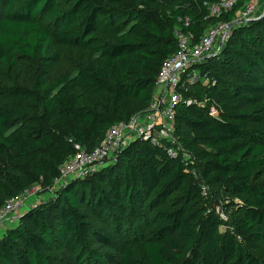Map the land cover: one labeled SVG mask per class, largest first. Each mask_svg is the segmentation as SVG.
<instances>
[{
	"label": "trees",
	"instance_id": "16d2710c",
	"mask_svg": "<svg viewBox=\"0 0 264 264\" xmlns=\"http://www.w3.org/2000/svg\"><path fill=\"white\" fill-rule=\"evenodd\" d=\"M216 1L0 0V64L41 55L45 69L0 92V208L35 187L53 190L75 144L93 149L138 112L135 99L145 108L178 51L176 29L197 41L234 17L238 8L210 17L207 3ZM61 46L85 54L75 76L51 79ZM199 68L216 84L191 92L219 116L199 104L176 107L175 135L193 162L132 142L117 163L29 207L0 237V264H53L52 249L75 264H264V185L256 180L264 173V14Z\"/></svg>",
	"mask_w": 264,
	"mask_h": 264
},
{
	"label": "built area",
	"instance_id": "2783aa9c",
	"mask_svg": "<svg viewBox=\"0 0 264 264\" xmlns=\"http://www.w3.org/2000/svg\"><path fill=\"white\" fill-rule=\"evenodd\" d=\"M207 6L212 18L238 9L232 20L211 25L197 41L193 33L176 29L178 51L162 64L149 104L129 120L113 124L93 149L75 144L76 151L63 165L61 178L57 180V184H60L58 190L70 180L93 176L117 163L122 150L136 140L166 146L172 155H181L193 162L192 156L175 135L176 107L181 102L199 104L208 108L211 116H219L216 107L207 105V98L200 99L203 97L191 92L192 87L200 83L203 86L216 84V80L203 73L199 66L220 55L236 28L264 14V0H217L207 3ZM39 188L35 187L7 201L0 208V225Z\"/></svg>",
	"mask_w": 264,
	"mask_h": 264
},
{
	"label": "rangeland",
	"instance_id": "374dc122",
	"mask_svg": "<svg viewBox=\"0 0 264 264\" xmlns=\"http://www.w3.org/2000/svg\"><path fill=\"white\" fill-rule=\"evenodd\" d=\"M60 4L70 7V0H58ZM4 6L0 3V19L3 17ZM126 17L118 16L115 18L116 24H120L125 21ZM45 21H49L50 17L44 16ZM110 21H105L104 23H108ZM111 25V24H110ZM114 40V37L111 39ZM106 39L96 34V42L99 45H102ZM61 56L58 61L55 69L46 74L49 78L54 79L58 75L62 73H69L72 76L77 74L78 67L83 60V56L85 54V50L82 48H75L69 46H61L60 48ZM45 69L43 68L41 55H38L36 58H27L18 56L16 62L13 65H4L0 64V92L7 90L9 87L18 84H31L34 80V76L38 73H44ZM143 103L140 100L135 99L134 101V109L135 111L143 110ZM1 166V162H0ZM257 182L264 185V173L258 172L256 176ZM60 184L55 186L54 190H42L38 189L37 192H34L30 196L27 197L26 200L23 201V204L17 208L14 212L9 214L10 218L6 220L4 223L0 225V237H2L8 228L14 226L21 215L26 212L29 207L35 206L40 203L47 202L54 198L55 193L58 191ZM214 208L216 211L222 216L223 219L227 220L229 218L225 216V210L220 204H214ZM235 209L231 210L228 215L233 213ZM140 244V243H139ZM50 256L53 264H75L74 258L71 254L64 250L52 249L46 251Z\"/></svg>",
	"mask_w": 264,
	"mask_h": 264
},
{
	"label": "crops",
	"instance_id": "0c3cea01",
	"mask_svg": "<svg viewBox=\"0 0 264 264\" xmlns=\"http://www.w3.org/2000/svg\"><path fill=\"white\" fill-rule=\"evenodd\" d=\"M11 227H12V226H11ZM8 229H9V228H8ZM8 229H7V230H8Z\"/></svg>",
	"mask_w": 264,
	"mask_h": 264
}]
</instances>
